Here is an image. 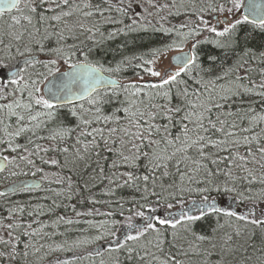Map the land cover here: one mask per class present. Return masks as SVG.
<instances>
[{"label":"snow or ice","instance_id":"6c2138e0","mask_svg":"<svg viewBox=\"0 0 264 264\" xmlns=\"http://www.w3.org/2000/svg\"><path fill=\"white\" fill-rule=\"evenodd\" d=\"M0 7L21 13L0 28V172L40 174V182L31 185L14 182L13 191L56 183L60 190L48 189L56 196L71 200L87 191L95 205L102 201L91 196L90 183L99 180L102 194L110 197L127 187L139 194L127 216L119 200V213L98 208L86 213L124 217L123 223L105 220L97 228L93 242L114 245L109 252L127 253L138 264H184L179 257L190 254L201 264H264V111L249 99L264 103V67L252 66L257 60L264 64V51L240 47L242 26L264 32V5L255 0L247 5L244 0H0ZM103 25L116 27L105 35ZM139 32L159 33L163 43L107 67L92 59L103 40ZM205 43L239 55L231 64L227 55L209 56L205 66L200 51ZM169 52L176 55L158 67ZM129 67L139 70L138 79L121 82L104 75ZM109 104L114 106L106 110ZM65 110L74 126L53 123ZM45 166L58 169L51 173L54 179ZM221 195L231 203L222 204ZM0 197L7 193L0 191ZM53 205L59 207L55 200ZM24 212L23 206H13L9 222L0 221V264H27L30 249L32 255L45 249L35 238L43 233L52 239L43 232L49 225L34 228L37 221L24 222ZM208 217L217 220L211 234L192 232ZM222 218L232 231L218 238ZM60 222L73 223L63 216L55 224ZM181 231L198 243L165 253L169 236L175 241ZM149 234L154 239H147ZM65 247L48 244L43 259L60 264L52 254Z\"/></svg>","mask_w":264,"mask_h":264},{"label":"trees","instance_id":"16d2710c","mask_svg":"<svg viewBox=\"0 0 264 264\" xmlns=\"http://www.w3.org/2000/svg\"><path fill=\"white\" fill-rule=\"evenodd\" d=\"M76 2L79 3L81 2V0H76ZM20 7H23V5L21 4ZM20 15L21 13L18 11V9L13 13L0 15V28L7 27V25L12 23L14 17H18ZM172 22L176 23L175 20H173ZM21 23L24 27H27L25 21H22ZM85 23L89 22L85 21ZM115 27L116 26L114 25H103L102 30H104L105 35H107V32L113 31ZM21 30H23V28H21ZM246 31L247 30L245 28H241L240 47L243 48L246 45L248 48L254 49L257 52L264 51V35H255ZM245 36L247 37L246 40L243 39ZM161 43H163V40L159 33L139 32L130 33L127 36L117 35L112 39L103 40L101 47L94 49L92 53V59L100 60L107 67L108 65H115L116 62H118L125 56H132L134 54H141L147 52L150 48L157 47ZM200 51L201 58L205 66L210 63L208 59L209 56H215L218 59L222 60L225 55H227V63L231 64L235 62V59L239 55L238 50L234 53L232 49H220L208 43L202 44ZM80 58L82 59V57ZM252 66L264 67V64H261L259 60H257L255 63L252 64ZM62 68H66V66H62L61 69ZM136 71L139 70H134L133 68L129 67L127 71L121 72L117 75H112L109 73L104 74L111 76L112 78L121 82H125L129 79H138V77H136L134 74ZM252 75L255 77L256 73H252ZM144 78L145 80H147L150 77L145 75ZM249 99H251L253 106L256 107L258 111H264V103H261V98L252 97ZM113 106L114 104H109L105 105V108L106 110H111ZM68 119L72 120H63L61 112L59 117L57 118V121H54L53 123L62 121L65 122V125L74 126L76 123L75 119L73 117ZM49 126L51 127L52 125L50 124ZM258 130L259 129H257V131ZM173 131L175 132L176 130L173 129ZM73 176L78 180L77 175L73 174ZM85 179H87V177H85ZM80 183H83V181H80ZM46 185L47 187H50V189H52V183H47ZM89 188L91 189V196L97 200L102 201L101 203L95 205L90 204L88 202L89 192L87 191H84L79 196H74L71 200L65 199L63 196L58 197L55 195V192H51L49 194L41 196L39 205L36 202L34 196L26 197L24 199L16 201H10L7 204L4 203L3 198H0V221L8 223L9 209L13 206L21 205L25 208V212L22 216L24 222H32L33 219H35V221H37V223H35V228H39L41 223L49 225V227L43 229V232L51 236L52 239L49 240L43 235V233L40 236H37L35 238V241H38L37 246H39L40 243H43L45 244V249H42L41 252L37 253L36 255H32V250L30 249V255L27 264H47V261L44 260L43 257L47 250V245L53 243H66V247L70 246L72 248L71 251L66 249L63 252H57L52 254V257L59 256L61 258L60 264H116L117 256L119 257V264H138L137 260L129 259L127 253L109 252L107 249L109 248V246H111L110 244H105L103 241L99 243L93 242V238L97 234V228L101 223H103L105 220L111 219H119L121 223H123L124 217L118 215L108 217L100 214L86 215V213L92 210L93 208H98L101 212L110 211L113 213H119L120 209L115 204V201L119 200L121 203H123V211L125 216H127L129 214V208L135 207V205L132 204L130 201L133 197H136L138 199L139 194L134 192L132 189L125 187L116 189L114 196L110 197L103 195L102 190H104V184H101L99 180H97L94 185L90 183ZM213 195L216 194L214 193ZM187 198L195 199L196 197L193 195ZM217 199L220 200L222 204L230 201L228 197L223 195L217 196ZM53 200L56 201V204H58L59 207H55L53 205ZM103 201H108V203H104ZM37 206H40V208H42L41 214L39 216H29V212H33L34 210L38 211ZM73 206H75V208H73ZM77 212L82 213V215H76ZM60 216H63L66 219H71L73 223L66 224L64 222H60L59 224H55L57 217ZM226 219L227 218H222L220 220V223H224L225 227L219 229L216 233L218 238L222 236L223 233L232 231V228H229L225 223ZM89 221H91V224L89 223ZM134 222L140 223L138 218H134ZM236 223L238 222L233 221V227H235ZM216 228L217 220L215 218L208 217L202 221L196 222V224L192 226V232H195L197 234L208 235L211 234L213 229ZM0 235H4V233L0 231ZM117 235L120 236L121 233L117 232ZM179 237V239L172 241L171 236H169V242H166L164 246L165 253L174 252L176 251V249L181 248V246H183L184 249L187 250V244L189 241L193 242L194 244L198 243L195 241L194 237L190 233H185L181 231ZM147 239H154V234H149ZM254 241L259 247L258 236L254 238ZM121 242H123L122 239ZM101 245H104L106 248L99 251ZM113 246L114 245H112V247ZM200 247L207 248L208 245H200ZM249 251L251 252V250ZM157 255L162 256V254L160 253H157ZM256 255L260 256L261 253L257 252ZM179 258L184 261V264H201V258L198 256H192L191 254L189 255V257H184L181 255Z\"/></svg>","mask_w":264,"mask_h":264},{"label":"flooded vegetation","instance_id":"af4514ba","mask_svg":"<svg viewBox=\"0 0 264 264\" xmlns=\"http://www.w3.org/2000/svg\"><path fill=\"white\" fill-rule=\"evenodd\" d=\"M244 2H245V0H244ZM241 14H242V12H241V10H239L238 12L235 13V17H238ZM225 15H227V14H225ZM235 17L229 16V20H231ZM221 27H223V26H221ZM242 28H245L247 30L246 32H250V33H253L255 35H259V34L264 35V32H260L258 30L254 31L250 26H242ZM29 71H32V69H29ZM68 118H72L71 115L67 112V110L63 111L62 112V119L63 120H72V119H68ZM63 124L65 125V122H63ZM5 154H7V153H5ZM45 168L47 171H49L50 179H54V177L51 175V173L58 171V169L49 168L48 166H45ZM24 170L27 171V169H24ZM39 175L40 174H37L36 177H32L30 174L28 176H23V175L12 176L9 171H2V172H0V191H4L5 189L14 185V182L33 180V179L39 181ZM72 178L74 181H77V179L74 178V176ZM46 184H47L46 182L43 184L44 190H37V191H33V192H15L12 194H7V198H3L4 203L7 204L10 201H16V200L24 199L26 197L34 196L36 202L39 205V203H40L39 201H40V198L42 195H46V194H49L51 192H54V191L48 190V189H50V187H47ZM52 184H53V186H52L53 190H60V188H61L60 185H58L56 183H52ZM0 198H2V197H0ZM39 210H40V208H38V211ZM34 220L35 219H33V221ZM28 222H30V221H28ZM33 227L35 228V223L33 224Z\"/></svg>","mask_w":264,"mask_h":264},{"label":"water","instance_id":"95a60500","mask_svg":"<svg viewBox=\"0 0 264 264\" xmlns=\"http://www.w3.org/2000/svg\"><path fill=\"white\" fill-rule=\"evenodd\" d=\"M249 2H250V0H246V1L244 2V4L247 5ZM255 3H257V4H259V5H264V0H255ZM15 10H16V8L0 7V13H2V14L11 13V12H13V11H15ZM244 11H245V9L242 8V13H244ZM104 75H105V74H104ZM105 77H108V76L105 75ZM111 79H113V78H111ZM113 80H115V79H113ZM25 182H26L27 184H29V185H31V184H33V183H37V182H35V181H33V180H29V181H25ZM13 187H14V185H13V186H10L9 188L5 189L4 191H5L7 194L15 193L16 191H13Z\"/></svg>","mask_w":264,"mask_h":264},{"label":"rangeland","instance_id":"374dc122","mask_svg":"<svg viewBox=\"0 0 264 264\" xmlns=\"http://www.w3.org/2000/svg\"><path fill=\"white\" fill-rule=\"evenodd\" d=\"M175 54H176L175 52H169V53H167V55H166L165 57H163V58L161 59V61L159 62L158 67L166 66L167 63H168V59H169L170 57H172L173 55H175ZM149 79H150V78H149ZM89 242H90V240H89ZM66 249H68V247H65V250H66Z\"/></svg>","mask_w":264,"mask_h":264}]
</instances>
